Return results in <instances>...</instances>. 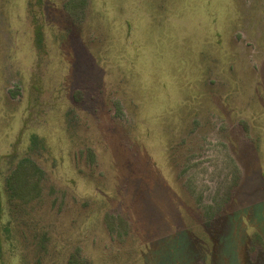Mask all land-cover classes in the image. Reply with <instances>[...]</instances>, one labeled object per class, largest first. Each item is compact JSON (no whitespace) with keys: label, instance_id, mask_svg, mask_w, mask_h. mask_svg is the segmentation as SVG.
Wrapping results in <instances>:
<instances>
[{"label":"rangeland","instance_id":"1","mask_svg":"<svg viewBox=\"0 0 264 264\" xmlns=\"http://www.w3.org/2000/svg\"><path fill=\"white\" fill-rule=\"evenodd\" d=\"M0 264H264V0H0Z\"/></svg>","mask_w":264,"mask_h":264},{"label":"trees","instance_id":"2","mask_svg":"<svg viewBox=\"0 0 264 264\" xmlns=\"http://www.w3.org/2000/svg\"><path fill=\"white\" fill-rule=\"evenodd\" d=\"M0 197H1V195H0ZM1 213H2V203H1V199H0V217H1Z\"/></svg>","mask_w":264,"mask_h":264}]
</instances>
